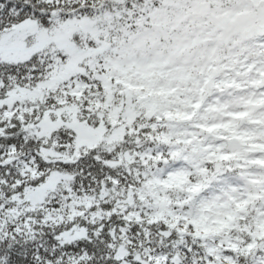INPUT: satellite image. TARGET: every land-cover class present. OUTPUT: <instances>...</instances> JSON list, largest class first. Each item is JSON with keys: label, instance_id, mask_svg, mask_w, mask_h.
Masks as SVG:
<instances>
[{"label": "snow or ice", "instance_id": "1", "mask_svg": "<svg viewBox=\"0 0 264 264\" xmlns=\"http://www.w3.org/2000/svg\"><path fill=\"white\" fill-rule=\"evenodd\" d=\"M0 264H264V0H0Z\"/></svg>", "mask_w": 264, "mask_h": 264}]
</instances>
